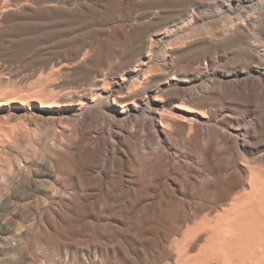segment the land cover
<instances>
[{
	"label": "bare ground",
	"instance_id": "obj_1",
	"mask_svg": "<svg viewBox=\"0 0 264 264\" xmlns=\"http://www.w3.org/2000/svg\"><path fill=\"white\" fill-rule=\"evenodd\" d=\"M207 1L109 0L98 21L0 0L1 36L34 14L73 23L42 68L62 81L0 96L31 132L23 155L0 121V228L24 264H264V0Z\"/></svg>",
	"mask_w": 264,
	"mask_h": 264
},
{
	"label": "rangeland",
	"instance_id": "obj_2",
	"mask_svg": "<svg viewBox=\"0 0 264 264\" xmlns=\"http://www.w3.org/2000/svg\"><path fill=\"white\" fill-rule=\"evenodd\" d=\"M81 1H80V3L78 2V5H77V2L75 3V1L73 0V4H72V5L75 4V6H72V7L75 8V9H77V12H78L77 14H79V16H82L83 15L82 17H84V15L86 14L84 18L94 19L96 17L97 20H98V16L96 15V13L98 14V13H100L102 11V13H100V14H103L102 15L103 17H101V15L98 14L99 15V20L98 21H100V20L104 19L105 17H107L108 11H107V14H106L105 13V10H107V8L104 9V7L109 4V0H107L108 2L105 1V0L104 1L101 0L102 3H101L100 0H97V1L96 0H92L91 3H89L91 0H89V1L88 0H81ZM84 1L85 2L87 1V3H85ZM93 1H94V3H93ZM214 1L213 0H211V1L208 0L207 1L206 8H208V5L209 4H210V6H209V8H210V7H212V6L220 3L219 0H214ZM79 4L83 8L80 7ZM105 4H107V5H105ZM89 5L91 7H89ZM93 5H95V6L93 7ZM80 9H81V11H78ZM100 9H101V11H100ZM90 10H92V12H95L91 16H89V13L92 14V12H89ZM82 11H84V12L81 14L80 12H82ZM85 12H87L88 14L85 13ZM104 13H105V17H104ZM55 16L56 17H52L51 18V17H48V16H42V15H38V14L35 15L34 14L33 16L29 17L27 20H24L25 23H23L22 21H19V22H16V23H19V24H16L13 21H12V23H10L11 21H8L9 24L7 23V24H3L2 25V26H4V25L6 26L7 25V27H5V26L2 27V28H4V30L6 28V30H5L6 34L4 32V33H2V34H5L4 36H1L0 35V37H2L0 39V72L3 70L0 73V86L2 87V88L0 87V96L2 95V96L5 97L9 93V89L11 90L10 91L11 93L15 89L18 90V91L16 90L17 93L18 92L19 93H22L24 91V89L26 90L28 88H33V86L35 88L40 87L41 85H39V84H42L43 87L46 86V89H50V86H48V84L54 83V81H57L56 79H60L59 82L62 81V78H59V77H56V76H54L55 78L54 77L51 78V73L50 72L48 73V71H50L49 68L42 69L43 68V64L47 63V61H44L45 58L48 60L52 55L54 57V55H56V53H58V52L61 53L62 51H64L67 48V46H68L66 44V42H69V40L72 39V38H67V37H64L63 38L61 36H58L59 34H57V33H59V31L61 29L65 28V27L68 28V26H70L69 24L72 23V22H67L68 24H66L65 23V20H66L65 19L66 18L65 16H63V15H55ZM56 19H57V21H56ZM218 20H220V19H218ZM48 21L51 22V23H49ZM21 22H22V24H21ZM29 22H31V23H29ZM57 23H59V24H57ZM51 24H52V26H51ZM54 24H55V26H54ZM8 25L9 26H13V27H8ZM202 26H204V25H202ZM89 28H87L85 31L87 32ZM96 28L99 30L100 26L95 25V28H94V26H92L91 29H90L91 31L89 30L88 32H94L96 30ZM54 30L57 31V32L55 33ZM11 32H12V34H11ZM36 32H38V33H36ZM51 34H52V36L53 35H55V36H53L51 38ZM40 37L41 38L42 37H45V38H49V39L47 41H43L42 44H41L40 41H38L39 44L37 43L36 46L33 47L34 50H32V55H31V52L30 51H27V50H24L23 54H21L22 52L20 53V51L23 50L22 47H24V45L27 44L29 40H35L36 38L37 39H40ZM20 44H23V45L21 46ZM64 44H66V45H64ZM61 45H63V46H61ZM41 47H43V49H41ZM37 48H39L38 51H37ZM19 49H20V51H19ZM40 50H42V51H40ZM44 50L46 52H44ZM53 53H55V54H53ZM33 57H35V58L33 59ZM39 58H41V59H39ZM38 60H39V63L40 64L37 62ZM231 60H233L234 63H237V62L240 63L241 62V57H235V55L232 54V53H230V52L229 53L222 54V56L220 55V57H219V62L217 63L216 67L218 68V70H223V71L225 70L226 71V68L225 67L227 66V63L228 62H231ZM34 63L36 64V66L33 67V64ZM33 70H36V71H33ZM44 70H46V71H44ZM39 71L41 73L43 72L44 74L48 73L47 76H49V74H50V76L49 77L46 76L45 79H44V77L43 78H42V76L40 77ZM34 75H35V77H34ZM32 76L34 78H32ZM37 77H40V79L39 78L36 79ZM46 78H51V79H50V81H48V79H46ZM40 80H42V81H40ZM26 81H27V83H29L28 84L29 86L27 85L28 87L26 86V84L23 86V84ZM33 81H34V83H37V86H36V84L33 83ZM38 82H40V83H38ZM258 83H260V82H258ZM21 84H22V86H20ZM44 84H46V85H44ZM20 87H25V88H20ZM21 89L23 90L22 92L20 91ZM16 91H15V93H16ZM48 91L49 90H47L46 92H48ZM4 97H2V98H4ZM259 100L261 102L264 101V94H262V92L260 94ZM242 113L243 112H239V114H242ZM41 115H42L41 113L34 114L33 116L30 115L32 117V119H31L32 122H35L34 120L39 121V124L38 125H32L33 126L32 127V130L33 131L36 130L39 135L44 134L46 131L48 132L49 130L52 131L50 129L52 125L49 124V120L50 119L47 118V117H43ZM35 116H37V117H35ZM70 116L71 115H66L65 118H69ZM2 120L5 121V122L7 121V123H8V124H5V125H8V127H7L8 130L7 131H10L9 130V127L13 125V128L12 127L11 128L13 129L14 134L16 133L15 135H19L20 136V138H18V140H17L18 142L16 143L17 144V147L19 145L20 146H19V148L15 147V148H17L16 151L21 152V154L25 155L26 152H27L26 150H27L28 145H29L28 143H29V139H30V136H31V134H30L31 132H27L22 127L20 129L19 128L20 126L18 127V124L17 123L15 125V121L13 122L12 116H10V115H7ZM2 120H0V121L2 122ZM247 120H249V118H247ZM2 126H3L2 127L3 129H6L5 128L6 126L3 125V122H2ZM17 127H18V129H17ZM0 128H1V125H0ZM233 141H234V139L230 141L231 145L232 144L233 145L235 144ZM24 142H25V144H24ZM236 145L237 144H235L233 146V149L234 150H237L238 149V146H236ZM235 147H236V149H235ZM17 167H19V165ZM22 168H21L20 174L27 173V171H25L26 169H24V168L22 169ZM19 178H18V181L21 180V177H19ZM3 192L5 193V191H3ZM7 241H11L9 235L7 233H5V231L3 229L0 228V252H1L0 253V264H24L22 261L24 260L25 254H22L21 255V254L14 253L13 251L9 252L7 250V247H8L7 246V243H6ZM24 243L27 246L30 244L29 237H27V236L25 237ZM15 245H16V243H15ZM40 264H42V263H40Z\"/></svg>",
	"mask_w": 264,
	"mask_h": 264
}]
</instances>
